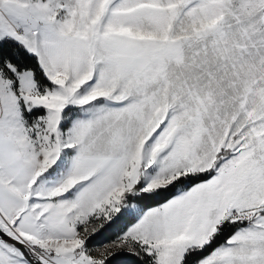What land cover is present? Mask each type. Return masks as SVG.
<instances>
[{
    "label": "snow or ice",
    "instance_id": "obj_1",
    "mask_svg": "<svg viewBox=\"0 0 264 264\" xmlns=\"http://www.w3.org/2000/svg\"><path fill=\"white\" fill-rule=\"evenodd\" d=\"M0 264H264V0H0Z\"/></svg>",
    "mask_w": 264,
    "mask_h": 264
},
{
    "label": "trees",
    "instance_id": "obj_2",
    "mask_svg": "<svg viewBox=\"0 0 264 264\" xmlns=\"http://www.w3.org/2000/svg\"><path fill=\"white\" fill-rule=\"evenodd\" d=\"M107 235H110V233L106 234V236H107Z\"/></svg>",
    "mask_w": 264,
    "mask_h": 264
}]
</instances>
